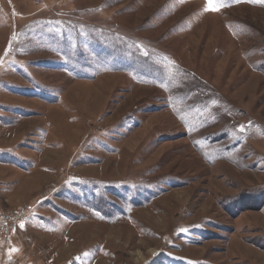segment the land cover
<instances>
[{
	"label": "rangeland",
	"instance_id": "1",
	"mask_svg": "<svg viewBox=\"0 0 264 264\" xmlns=\"http://www.w3.org/2000/svg\"><path fill=\"white\" fill-rule=\"evenodd\" d=\"M211 4L0 0V127L50 115L63 139L47 150L63 161L58 182L46 167L50 178L11 185L9 201L53 183L50 202L70 214L54 210L52 261L48 238L28 230L11 242L10 229L0 264L13 244L23 264H264V0ZM35 123L0 128V145L46 124ZM8 156L0 149V162ZM106 188L114 196L99 216L82 193ZM233 240L251 259L230 258Z\"/></svg>",
	"mask_w": 264,
	"mask_h": 264
},
{
	"label": "crops",
	"instance_id": "2",
	"mask_svg": "<svg viewBox=\"0 0 264 264\" xmlns=\"http://www.w3.org/2000/svg\"><path fill=\"white\" fill-rule=\"evenodd\" d=\"M20 109H22L24 112L30 111L32 113V111L30 109H27L26 107H24V108L20 107ZM58 112L62 113V109L58 110ZM53 119L54 118L51 117L50 115H45V119H43L41 117L31 119V117L26 116L25 118H22L21 120H17L16 123L12 125V127L7 128V127H4V125H1L3 127H0L1 129H3V132L5 131V132H8L6 134H10L11 130L14 129V131H16L15 130L16 127L19 128L20 126H22L23 123H25V121H28V120L35 121L36 122L35 124H37L38 122H41V120H44L46 123L45 127L43 129H42V127L35 128L33 126L31 129L24 131L25 133L18 135V137L15 140L16 141L18 139L22 140L21 143H14V144H10V145L9 144L0 145V149H3L9 155L8 157L1 158L2 162H0V168L3 167L5 169H7L8 173L10 172V173H13L15 175L18 174V176L12 175L9 178H2V177H6V176H0V206H3L2 201L3 202L4 201L10 202L9 204H10V206H12V205H16L19 202L25 201L27 199L31 200L30 203H32L34 201V203H32V204H34V205L37 204L36 207H34L35 210L30 214V216L26 219V221L12 224V226L10 228V229H12V232H13L12 233L13 238H12L11 242H13V240H19V237L22 234L27 233L28 230H32V232H34L36 235H39L41 238H43V239L48 238L49 241L46 240V243L43 244V247H45L46 251H49V252H47V254L50 255L49 258L51 261H52L51 255L54 254L53 251H55L57 249V245H58L57 237L55 236L56 233L59 231L57 224H56L58 214L55 211L57 210V212H59V211L63 212V210H64L63 208H62L63 209L62 210V209H60L61 207L55 206V204L50 202L51 200L49 198H50V196L53 195L55 188H56V187H54V184L51 183L48 186H46L44 184L40 185V187H37L38 190L33 192V193H30L26 199L23 198L19 201L18 200L17 201H14V200L9 201V200L11 199L12 194H14L18 188L20 189V187H21V189H26V188H24V186L31 185L35 181L42 179L43 175H44L43 178H50L47 175L43 174V172H42L43 170H45L46 167H48L49 169H52L58 173L56 182H58V180L60 179L61 173L59 170L56 171V167H58V163H60V162L62 163L63 161L60 159L54 158L55 156L53 157V156H51L50 153L47 152V150L52 151L51 148L53 147V145H56L57 143H61V141L63 140L57 134L58 130L56 128H55L56 132L52 131L51 125L53 124L55 127H56V125H58V124H55ZM30 131H35V134H33V136H35V138L38 141V142H36L35 146L32 147V149L28 148L27 146H25L23 144V142H24L23 138L25 140L28 137V134H30ZM52 133H56L57 135L56 136H50V134H52ZM31 135H32V133H31ZM37 135H38V137H37ZM84 136H87V134L83 133L82 135H80V137H84ZM40 137H43V138H40ZM36 139H34V140L30 139V141H35ZM21 144H22V147H20ZM72 144H73V142H72ZM67 146H68V143L66 144V147ZM74 146L72 147L73 151H75V149L78 148V146H76L74 149ZM73 151L70 154L71 156L73 154ZM67 153H68V150H66V152L63 153L62 159L66 158L68 156ZM44 154H45V156L47 154L45 161L47 160L48 162L41 164L40 163L41 161H39V157L40 156L43 157ZM13 155L16 157L14 164L10 163ZM71 156H70V158H71ZM7 161H9V163ZM26 161H27V163L25 164L24 162H26ZM65 161L67 162L65 165H67L68 162L70 161V159L69 160L66 159ZM18 162H21V163H18ZM52 165H55V166H52ZM60 166L62 167V165H60ZM38 170H40V171H38ZM37 171L39 172L40 175L37 174ZM15 184L19 185V187L18 188L16 187V189L14 187H11V185L15 186ZM45 202H48V205L50 206L51 210L50 209L47 210L48 207L46 206ZM40 203H42V204H40ZM49 203H51L52 205ZM43 206H44V208H43ZM41 208H43V209H41ZM52 208H55V209H52ZM45 210H47V211H45ZM48 211L49 212L51 211V213L52 212L55 213L56 218L54 220H53L54 217L50 216ZM63 213L66 217H69V216H67L66 212H63ZM69 225H75V224H69ZM241 226H242V224H241ZM237 228L239 229L240 227H237ZM241 229H243V227H241ZM243 230H245V229H243ZM17 234H19V235H17ZM16 235H17V237L15 238ZM34 242H37V241L34 240ZM238 243L239 242H237V241L234 242V240H233L228 244V245H232V247L236 246V248H237L236 250L234 248H232V255H230V258L231 259H234V258L239 259L240 258L241 260H244V261H246L247 259L248 260L251 259L250 255L247 256L243 252L241 253L240 248H238ZM206 244H208V243L205 242L201 245H206ZM241 245L243 246L244 244H242V242H241ZM20 248H21L20 245L13 244V246H11L12 250L6 251L7 252L6 253V256H7L6 259L7 260L3 264L13 263L14 261H16V264H23L22 261H19L20 257L18 256V254L21 250ZM186 248L189 249L191 247L187 246ZM186 248L183 250H186ZM227 250L229 251L231 249L228 248ZM13 252H14L13 256L10 257V254H12ZM181 252H182V250H181ZM187 258H189L190 260L193 259V261H196V262H199V261L202 262L205 258V255L202 254V256H200V257H194V258L193 257L192 258L187 257ZM41 259L43 261L44 258L41 257ZM50 260L47 259L46 262H50ZM74 264H80V263H74Z\"/></svg>",
	"mask_w": 264,
	"mask_h": 264
},
{
	"label": "built area",
	"instance_id": "3",
	"mask_svg": "<svg viewBox=\"0 0 264 264\" xmlns=\"http://www.w3.org/2000/svg\"><path fill=\"white\" fill-rule=\"evenodd\" d=\"M33 210L34 207L29 206H19L8 212L0 210V236L7 235L12 224L26 221Z\"/></svg>",
	"mask_w": 264,
	"mask_h": 264
},
{
	"label": "trees",
	"instance_id": "4",
	"mask_svg": "<svg viewBox=\"0 0 264 264\" xmlns=\"http://www.w3.org/2000/svg\"><path fill=\"white\" fill-rule=\"evenodd\" d=\"M80 185H75V187H79ZM87 189H90L89 187ZM92 189V188H91ZM68 191V190H67ZM79 191V190H78ZM76 192H72L71 195L74 197L76 194ZM106 194H108V196L111 197V199H109ZM82 195L85 197V202H86V206H88L89 208H92L93 210H95V212L99 215V216H104V212L106 211L107 208V204L109 203V201H111L113 199V191L110 188H106L105 193L103 194H98V195H93L92 192H88L86 193L85 189L82 193ZM88 199L92 200V201H88ZM67 216H70V214L66 213Z\"/></svg>",
	"mask_w": 264,
	"mask_h": 264
},
{
	"label": "snow or ice",
	"instance_id": "5",
	"mask_svg": "<svg viewBox=\"0 0 264 264\" xmlns=\"http://www.w3.org/2000/svg\"><path fill=\"white\" fill-rule=\"evenodd\" d=\"M209 7H212L211 0H209Z\"/></svg>",
	"mask_w": 264,
	"mask_h": 264
}]
</instances>
